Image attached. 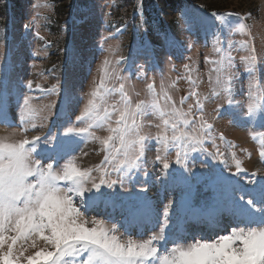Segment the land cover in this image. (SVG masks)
Segmentation results:
<instances>
[{
    "label": "rangeland",
    "instance_id": "rangeland-1",
    "mask_svg": "<svg viewBox=\"0 0 264 264\" xmlns=\"http://www.w3.org/2000/svg\"><path fill=\"white\" fill-rule=\"evenodd\" d=\"M5 2L7 14L0 17V95L5 103L0 141L39 136L33 160L46 164L47 156L55 157L66 146L77 167L90 170L97 182L105 170L107 179L117 180L112 169L125 155L123 149L116 151L119 140L111 129L123 108V85L133 107L144 102L143 115L137 118L138 135L147 138L143 166L131 171L123 189L109 190L112 202L106 210L82 208L84 217L115 225L121 240H147L160 232L164 208L172 201L165 236L183 238L184 245L248 227L228 211L225 196L230 191L242 195L240 189H249L250 181L264 176V119L259 109L247 115L250 101L264 104V0H180L174 10L160 1L155 15L164 19V27L147 21V0H0V16ZM59 6L65 7L63 16L56 14ZM253 56L255 60L244 59ZM94 90L97 118L78 121ZM25 100L34 114L29 115ZM154 100L159 110L152 107ZM173 107L179 111L173 113ZM161 111L168 115L161 116ZM85 128V134H78ZM236 131L244 134L245 142L235 137ZM181 133L196 136V150L187 138L172 139ZM109 136L114 139L102 143ZM158 136L168 138L167 147L154 139ZM52 137L54 141L44 143ZM184 153L182 163L191 172L175 163ZM93 155L96 160L91 162ZM157 156L170 164L167 181L160 176L163 164ZM126 221L132 222L131 231L123 226ZM138 223L146 227L142 233L135 231ZM21 245L26 257L46 242L37 235L18 241L16 248Z\"/></svg>",
    "mask_w": 264,
    "mask_h": 264
},
{
    "label": "snow or ice",
    "instance_id": "snow-or-ice-1",
    "mask_svg": "<svg viewBox=\"0 0 264 264\" xmlns=\"http://www.w3.org/2000/svg\"><path fill=\"white\" fill-rule=\"evenodd\" d=\"M223 15L230 17L235 13ZM24 27L27 28L28 25ZM240 30H243V25ZM167 38L165 35V39ZM244 59L255 60V57ZM246 70L251 73L253 68ZM217 82L219 83V77ZM148 88L150 92H154V85L149 84ZM119 91L122 94L123 108L119 112L117 127L111 131L119 140L116 151L123 149L125 159L120 160L112 169V172L118 174L117 180L107 179L110 173L105 170L97 182L90 170L77 167L76 158L66 146L57 150L55 157L47 156L50 162L46 164L33 160L32 155L41 142L39 136L32 137L31 140L24 138L18 142L0 141V264H23L24 261L26 264H264V176L259 182L255 179L250 181L253 186L249 189H240L242 195L236 196L231 191L226 193L225 198L230 202L228 211L248 227L231 228L214 240H194L188 245L180 243L179 237L169 240L165 231L169 227L168 210L172 201L164 208L160 232L147 240L138 241L131 237L121 240L115 234V225L108 227L103 220L84 217L82 208L85 212L106 210L112 202L109 190L117 186L123 189L124 183L132 179L131 171L143 166L147 138L138 135L137 118L143 115L144 102L136 103L133 107L131 98L123 91V85ZM90 95L84 113L77 117L78 121L97 118L98 91L94 90ZM253 95L249 91V97ZM25 105L29 115L34 114L27 100ZM229 105L232 106L231 100ZM4 106V98L0 95V118ZM152 107L160 109L155 100ZM258 109L261 119H264V104L258 105L254 100L247 106V115H255ZM171 111L176 113L179 110L173 107ZM160 114L168 115L163 111ZM3 122L8 123L6 120ZM168 123L165 119L164 124ZM171 126L173 130L177 127L175 123ZM68 131L72 132L74 129L70 128ZM87 131V128L80 129L78 134L83 135ZM184 138L189 139L193 144L192 150H196L195 144L199 141L195 135L181 133L172 137L174 141ZM113 139V136H109L102 143L108 145ZM154 139L167 147L166 136ZM54 140L55 137L46 138L44 143ZM130 150L135 155H131ZM185 157L186 153L178 154L175 163L191 172L187 164L182 163ZM61 159L65 160L63 164L60 163ZM108 159L106 156L105 160ZM112 159L115 160L116 157L113 156ZM156 159L162 160V157L157 156ZM162 164L160 176L167 181L170 177V164L166 160H162ZM57 168L60 170L57 171ZM237 169L241 171L239 162ZM251 176L255 178L256 173H251ZM140 191L146 192L147 188ZM109 217L111 218V213ZM125 227L127 231V226ZM37 235L43 238L46 247L25 257L26 249L23 245L20 249L16 248L18 241L27 242ZM156 245H160V248ZM32 246H35L34 242Z\"/></svg>",
    "mask_w": 264,
    "mask_h": 264
},
{
    "label": "trees",
    "instance_id": "trees-1",
    "mask_svg": "<svg viewBox=\"0 0 264 264\" xmlns=\"http://www.w3.org/2000/svg\"><path fill=\"white\" fill-rule=\"evenodd\" d=\"M18 1V0H17ZM163 2L164 6L169 9V10H174L177 7H179L180 5V0H147V4H145V16L147 17V21H150L151 23H157L159 26L164 27V19H162L161 17H157L155 15V10H157V6L161 4V2ZM15 2L12 1V4H14ZM3 12L1 13V18L5 17V15L7 14V3L5 2V4L3 5ZM65 7L64 6H59L57 7V11L56 14L58 16H63L65 13Z\"/></svg>",
    "mask_w": 264,
    "mask_h": 264
},
{
    "label": "bare ground",
    "instance_id": "bare-ground-1",
    "mask_svg": "<svg viewBox=\"0 0 264 264\" xmlns=\"http://www.w3.org/2000/svg\"><path fill=\"white\" fill-rule=\"evenodd\" d=\"M235 137L236 138H238L239 140H242L241 142H245L244 141V134L243 133H241L240 131L238 132V131H236L235 132ZM92 161L91 162H93V161H95L96 160V156L95 155H93V156H91V158H90ZM90 161V160H89ZM189 216V214H186V216ZM215 216H217V214L216 213H214L213 215H212V217H215ZM148 218V221H149V223H151L152 224V220H151V217H147ZM197 218H199L198 220H200V219H202L203 217L202 216H200V214L199 215H197ZM139 224V223H138ZM148 224V223H147ZM129 225V221H126V226H128ZM181 225H183V224H181ZM183 227H184V225H183ZM125 228V227H124ZM128 229V228H127ZM146 230V227L144 226V225H142V224H139L138 226H137V230H136V232L138 231L139 233H142L143 231H145ZM140 231H142V232H140ZM179 231H183V228H180L179 229Z\"/></svg>",
    "mask_w": 264,
    "mask_h": 264
}]
</instances>
